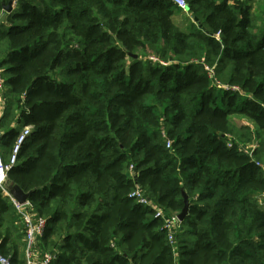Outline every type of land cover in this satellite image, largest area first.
Returning <instances> with one entry per match:
<instances>
[{"label": "trees", "instance_id": "trees-1", "mask_svg": "<svg viewBox=\"0 0 264 264\" xmlns=\"http://www.w3.org/2000/svg\"><path fill=\"white\" fill-rule=\"evenodd\" d=\"M185 2L194 30L171 0H0V149L31 126L7 184L45 218L49 264H264V8ZM185 201L172 245L163 224ZM23 237L0 192L11 264Z\"/></svg>", "mask_w": 264, "mask_h": 264}, {"label": "built area", "instance_id": "built-area-1", "mask_svg": "<svg viewBox=\"0 0 264 264\" xmlns=\"http://www.w3.org/2000/svg\"><path fill=\"white\" fill-rule=\"evenodd\" d=\"M175 3V5L183 10L186 11V2L185 0H171ZM218 38V34L215 36ZM149 60L153 64H160L165 65L166 62L160 60L159 58L150 55ZM204 69L207 72L208 78H210L213 83L217 86H223L226 90H233V91H240V89L235 86H229L226 84H222L216 77L215 72L212 66L204 65ZM5 80L1 75L0 71V120L4 114V92H5ZM31 132V126L25 125L23 126L15 135L13 144L9 153L6 157L3 156V153L0 149V192L2 195L8 198L9 202L11 203L15 214L17 215L20 223L23 226L24 231V262L23 264H49L56 258V255L53 254H45L39 255L36 247L39 240L43 237L46 220L44 217L36 216L33 211L31 210L30 204L27 201L26 203L22 204L16 201L9 192L8 184H7V174L8 171L16 165L17 162V155L20 151V148L26 138L29 136ZM4 135V131L0 128V143L1 139ZM164 136V132H162ZM256 142H252L246 145H240L238 150L247 155L250 158H253V153L256 148ZM230 146V143L227 144ZM166 146L169 147V142L166 143ZM256 164H259L258 162ZM132 166H129L127 171L128 175L131 176ZM130 196L133 197L138 203L141 205H148L150 204L148 199L142 195L139 190H134L130 193ZM161 214L160 210H156L155 216H159ZM181 220L178 218L177 214L169 215L168 218L165 219L163 227L167 231V239L170 244L174 245V234L180 228ZM0 264H11L10 258L8 256H4L0 254Z\"/></svg>", "mask_w": 264, "mask_h": 264}, {"label": "water", "instance_id": "water-1", "mask_svg": "<svg viewBox=\"0 0 264 264\" xmlns=\"http://www.w3.org/2000/svg\"><path fill=\"white\" fill-rule=\"evenodd\" d=\"M12 10V2L9 1L8 5L4 7V11L6 12H10ZM194 22H197L196 18H193ZM133 57H136V55L134 54ZM8 189L10 194L12 195V197L18 201L19 203H26L28 201V196L29 193L24 192L18 185L13 184V185H8ZM188 203L185 201V205L183 207V209L177 214L178 218L182 221L184 219V217L186 216L187 213V208H188Z\"/></svg>", "mask_w": 264, "mask_h": 264}, {"label": "rangeland", "instance_id": "rangeland-1", "mask_svg": "<svg viewBox=\"0 0 264 264\" xmlns=\"http://www.w3.org/2000/svg\"><path fill=\"white\" fill-rule=\"evenodd\" d=\"M263 9V8H262ZM260 9V11L262 10ZM175 22L180 25L184 30H194L195 28H198V23L194 22L193 17L189 16L188 13L182 11L180 13H176L173 16ZM192 21L195 23H192ZM194 24V25H193ZM6 89V86H5Z\"/></svg>", "mask_w": 264, "mask_h": 264}, {"label": "crops", "instance_id": "crops-1", "mask_svg": "<svg viewBox=\"0 0 264 264\" xmlns=\"http://www.w3.org/2000/svg\"><path fill=\"white\" fill-rule=\"evenodd\" d=\"M253 10L255 13H258L260 9L264 8V0H253ZM5 15L0 16V20H2Z\"/></svg>", "mask_w": 264, "mask_h": 264}]
</instances>
